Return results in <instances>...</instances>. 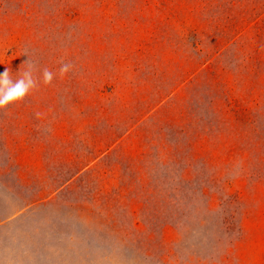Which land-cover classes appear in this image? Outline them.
Returning a JSON list of instances; mask_svg holds the SVG:
<instances>
[{
    "label": "rangeland",
    "instance_id": "1",
    "mask_svg": "<svg viewBox=\"0 0 264 264\" xmlns=\"http://www.w3.org/2000/svg\"><path fill=\"white\" fill-rule=\"evenodd\" d=\"M6 69L37 264H264V0H0Z\"/></svg>",
    "mask_w": 264,
    "mask_h": 264
},
{
    "label": "crops",
    "instance_id": "2",
    "mask_svg": "<svg viewBox=\"0 0 264 264\" xmlns=\"http://www.w3.org/2000/svg\"><path fill=\"white\" fill-rule=\"evenodd\" d=\"M8 160L6 166L0 162V264H37L34 258L48 247L47 221L41 215L34 218L31 209L45 207L46 192L38 189L32 196L26 173Z\"/></svg>",
    "mask_w": 264,
    "mask_h": 264
},
{
    "label": "clouds",
    "instance_id": "3",
    "mask_svg": "<svg viewBox=\"0 0 264 264\" xmlns=\"http://www.w3.org/2000/svg\"><path fill=\"white\" fill-rule=\"evenodd\" d=\"M70 69L69 64H62L60 75H64ZM53 72L48 69L43 71V83L50 84L53 80ZM37 81L32 71H25L18 78L13 79L6 69L0 73V110L17 105L36 87Z\"/></svg>",
    "mask_w": 264,
    "mask_h": 264
}]
</instances>
